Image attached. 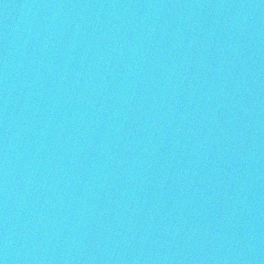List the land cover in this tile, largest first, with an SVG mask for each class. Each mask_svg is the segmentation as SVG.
I'll list each match as a JSON object with an SVG mask.
<instances>
[{"label": "water", "instance_id": "obj_1", "mask_svg": "<svg viewBox=\"0 0 264 264\" xmlns=\"http://www.w3.org/2000/svg\"><path fill=\"white\" fill-rule=\"evenodd\" d=\"M0 264H264V0H0Z\"/></svg>", "mask_w": 264, "mask_h": 264}]
</instances>
